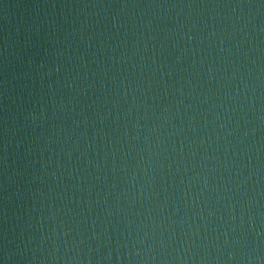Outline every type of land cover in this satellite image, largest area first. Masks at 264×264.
Masks as SVG:
<instances>
[{"label":"water","instance_id":"1","mask_svg":"<svg viewBox=\"0 0 264 264\" xmlns=\"http://www.w3.org/2000/svg\"><path fill=\"white\" fill-rule=\"evenodd\" d=\"M0 264H264V0H0Z\"/></svg>","mask_w":264,"mask_h":264}]
</instances>
